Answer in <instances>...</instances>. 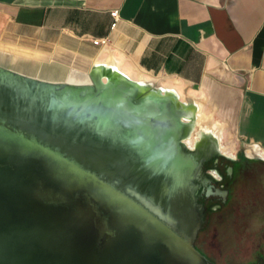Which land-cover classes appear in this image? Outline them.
Listing matches in <instances>:
<instances>
[{
    "label": "water",
    "instance_id": "water-1",
    "mask_svg": "<svg viewBox=\"0 0 264 264\" xmlns=\"http://www.w3.org/2000/svg\"><path fill=\"white\" fill-rule=\"evenodd\" d=\"M106 74L0 63V264H215L196 247L210 153L184 146L169 106Z\"/></svg>",
    "mask_w": 264,
    "mask_h": 264
},
{
    "label": "crops",
    "instance_id": "crops-1",
    "mask_svg": "<svg viewBox=\"0 0 264 264\" xmlns=\"http://www.w3.org/2000/svg\"><path fill=\"white\" fill-rule=\"evenodd\" d=\"M0 43L55 72L69 58H112L132 78L206 89L234 107L238 136L264 149V0H0Z\"/></svg>",
    "mask_w": 264,
    "mask_h": 264
},
{
    "label": "rangeland",
    "instance_id": "rangeland-1",
    "mask_svg": "<svg viewBox=\"0 0 264 264\" xmlns=\"http://www.w3.org/2000/svg\"><path fill=\"white\" fill-rule=\"evenodd\" d=\"M0 47L3 51L15 55L21 64H24L22 57L30 56L27 51H19L4 43H0ZM25 60L29 61L24 65L29 67L30 73L39 72L43 77L53 76L62 79L71 69L88 73L93 68L91 62L85 64L69 58L65 60V65L60 70L53 73L49 62L44 58L38 56ZM31 68L35 69L30 70ZM140 75L149 81L148 89L151 91L173 89L183 96L189 93L203 99L201 111L207 118V123H217L220 126L223 144L229 147L235 161L237 162L239 157H244L254 163L246 176L238 175L231 209L222 217L215 218L212 227L199 234L197 246L215 264H259V261H263L264 264V159L255 154L252 157L248 156V151L253 153L254 147L245 143L235 130L236 110L231 106L225 107L211 92L201 87H193L165 75L142 73L131 78L136 81ZM194 120L197 122L196 116Z\"/></svg>",
    "mask_w": 264,
    "mask_h": 264
},
{
    "label": "bare ground",
    "instance_id": "bare-ground-1",
    "mask_svg": "<svg viewBox=\"0 0 264 264\" xmlns=\"http://www.w3.org/2000/svg\"><path fill=\"white\" fill-rule=\"evenodd\" d=\"M8 54L9 53H7V51H3L0 47L1 64L9 65L14 69L23 70L25 68L29 70V67L25 66V62H23L25 65L21 64V62L17 60L15 55L11 53L9 55ZM26 56L30 58L29 55ZM30 66H32V63ZM34 69L35 68H31L30 70ZM91 70L101 71L102 74L105 70V74L107 73L108 75L106 74L105 78L103 79L104 82H107L108 79H110L112 76L126 79L128 83H130V88L134 89L136 93L148 96V100L152 101V107L157 106L162 108L165 106H169L171 112H174L179 121L185 127L189 128L186 136L181 139V142L185 147L189 146V148L187 147L188 149L204 150L207 146H211L217 152L232 159L235 158V156L230 153L229 147L223 144L222 129L220 128V126L217 123H207V118L201 111V107L204 104L203 99L194 97L195 95L193 96L189 93H186L185 96H183V94L173 89L168 90L162 88V91H151L148 89L149 81L145 78V76L140 75L136 79V81H134L126 72H124L117 66L112 58L107 60H95L94 66ZM67 77L74 82H83L88 80L86 72L76 69H71ZM195 116L197 118V122H195L194 120ZM253 154L264 159V149L254 147L253 153L248 151V156L252 157Z\"/></svg>",
    "mask_w": 264,
    "mask_h": 264
},
{
    "label": "flooded vegetation",
    "instance_id": "flooded-vegetation-1",
    "mask_svg": "<svg viewBox=\"0 0 264 264\" xmlns=\"http://www.w3.org/2000/svg\"><path fill=\"white\" fill-rule=\"evenodd\" d=\"M187 147L189 148V146ZM203 152L210 153V156L202 162L201 177L197 180V183L200 184L199 201L205 208V223L199 234L212 227L215 218L222 217L231 209L233 191L237 183L238 175L242 174V176H246L254 165V163L243 161L241 157H239L237 162L235 159L234 161H229L220 155L214 154L216 150L211 146H207ZM230 167L232 171H230ZM238 169H240L239 174ZM207 179L208 182L205 183ZM210 186H214L222 191H227V195H207ZM196 247L201 252L200 248L197 246V240ZM260 262L263 264V261H259L258 263Z\"/></svg>",
    "mask_w": 264,
    "mask_h": 264
},
{
    "label": "built area",
    "instance_id": "built-area-1",
    "mask_svg": "<svg viewBox=\"0 0 264 264\" xmlns=\"http://www.w3.org/2000/svg\"><path fill=\"white\" fill-rule=\"evenodd\" d=\"M111 15H112V17L115 20L113 25H112V28H115L116 25H117L118 18H119V12L117 10L116 11H112ZM107 42H108L107 39H96V40H93V44L94 45H106Z\"/></svg>",
    "mask_w": 264,
    "mask_h": 264
},
{
    "label": "trees",
    "instance_id": "trees-1",
    "mask_svg": "<svg viewBox=\"0 0 264 264\" xmlns=\"http://www.w3.org/2000/svg\"><path fill=\"white\" fill-rule=\"evenodd\" d=\"M242 158V160L243 161H246V162H248V163H253L251 160H249V159H246V158H244V157H241ZM252 168V167H251Z\"/></svg>",
    "mask_w": 264,
    "mask_h": 264
}]
</instances>
